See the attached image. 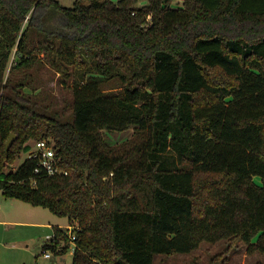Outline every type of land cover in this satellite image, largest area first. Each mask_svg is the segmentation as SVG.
Returning <instances> with one entry per match:
<instances>
[{
	"label": "trees",
	"instance_id": "16d2710c",
	"mask_svg": "<svg viewBox=\"0 0 264 264\" xmlns=\"http://www.w3.org/2000/svg\"><path fill=\"white\" fill-rule=\"evenodd\" d=\"M137 2L0 0V190L77 225L43 246L74 243L72 264H155L224 239L264 253V0ZM40 55L68 114L38 99ZM40 140L67 173L19 164Z\"/></svg>",
	"mask_w": 264,
	"mask_h": 264
},
{
	"label": "rangeland",
	"instance_id": "374dc122",
	"mask_svg": "<svg viewBox=\"0 0 264 264\" xmlns=\"http://www.w3.org/2000/svg\"><path fill=\"white\" fill-rule=\"evenodd\" d=\"M117 1V0H114ZM66 7H72L75 0H60ZM183 0H175V4H182ZM148 3V0H138L137 5L142 6ZM40 59L44 60L43 65L31 70L34 81L33 86L38 93V99L50 108L59 110L61 113H69L70 108L66 107L71 101V92L60 82L59 75L55 74L45 63L43 55ZM65 109V110H63ZM133 129L126 132L115 133L112 135V143L119 142L123 138L131 137ZM34 148V144L32 145ZM28 156L24 153L19 164ZM18 165V164H17ZM260 182V178L256 177ZM31 212V213H30ZM0 214L1 219L7 221H37L45 225L20 224L12 225L0 222V264H72L71 250L65 254L55 253L48 250L50 258H46L43 252V246L47 241L48 235H53V227L61 225L63 229L69 225L66 217H60L43 207H34L29 203L18 199H10L3 195L0 190ZM32 215L33 218H23V215ZM29 219V220H28ZM227 239L216 243L202 242L201 245L189 253H177L173 255L157 254L155 255V264H210L212 258L216 259L215 264H255L257 261L264 263V253L255 252L247 254L245 244L236 240L233 245H229ZM227 253H223V252Z\"/></svg>",
	"mask_w": 264,
	"mask_h": 264
},
{
	"label": "built area",
	"instance_id": "2783aa9c",
	"mask_svg": "<svg viewBox=\"0 0 264 264\" xmlns=\"http://www.w3.org/2000/svg\"><path fill=\"white\" fill-rule=\"evenodd\" d=\"M28 158H33L38 160V166L35 168V173L40 174L41 172H46L49 175L57 174V173H67L64 169H62L58 165V160L56 156V151L53 146V142L50 140H40L37 141L34 145V148H32L28 152ZM67 232L72 240L75 239V230L77 225H68ZM53 235H48L47 240L51 239ZM71 252L73 253L75 251V244L73 243L71 246ZM44 256L46 258H50L51 254L48 252V250L43 251Z\"/></svg>",
	"mask_w": 264,
	"mask_h": 264
},
{
	"label": "crops",
	"instance_id": "0c3cea01",
	"mask_svg": "<svg viewBox=\"0 0 264 264\" xmlns=\"http://www.w3.org/2000/svg\"><path fill=\"white\" fill-rule=\"evenodd\" d=\"M31 213V212H30ZM2 215L0 214V222L1 223H5V224H12V225H20V224H34V225H45V226H49V224H42L39 223L37 221H26L25 219H18V221H7L6 219L3 220L1 219ZM23 218H33L32 215L28 214V215H23L21 216ZM29 220V219H28ZM57 226H61V225H57ZM62 227V226H61ZM67 227V226H66ZM71 254L73 255V253L71 252Z\"/></svg>",
	"mask_w": 264,
	"mask_h": 264
},
{
	"label": "water",
	"instance_id": "95a60500",
	"mask_svg": "<svg viewBox=\"0 0 264 264\" xmlns=\"http://www.w3.org/2000/svg\"><path fill=\"white\" fill-rule=\"evenodd\" d=\"M15 138H16V135L15 134H11V136L7 140V143H6V150L7 151L9 150V148L11 147V145L13 144Z\"/></svg>",
	"mask_w": 264,
	"mask_h": 264
}]
</instances>
